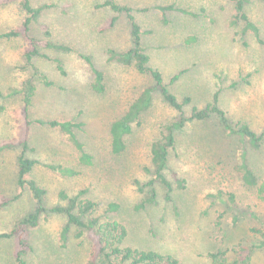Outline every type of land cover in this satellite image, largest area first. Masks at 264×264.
I'll return each mask as SVG.
<instances>
[{
	"label": "rangeland",
	"instance_id": "1",
	"mask_svg": "<svg viewBox=\"0 0 264 264\" xmlns=\"http://www.w3.org/2000/svg\"><path fill=\"white\" fill-rule=\"evenodd\" d=\"M103 1L30 0L34 8L42 7L30 24L31 34L45 39V25L52 42L70 48L41 45L40 55L32 59L37 73L52 82L46 86L35 80L29 112L32 123L24 150L36 161L28 178L45 190L44 205H65L61 192L72 196L82 189L84 197L98 203L97 214L102 220L109 216L125 225V245L171 254L181 264H227L248 253L254 264H264V246L258 245L260 236L252 231L257 226L264 232V224H256L226 200L227 193L232 192L238 201L264 216V200L256 196L255 188L244 185L238 169L245 149L248 165L259 180L264 179V140L255 148L245 138L229 136L215 117L187 122L175 131V147L164 170L172 186L168 191L153 177L150 149L162 138L165 126L177 118L178 111L155 89L150 107L126 137V149L118 155L110 152L111 122L153 83L149 74L137 72L132 64L108 58V48L124 51L130 47V23L121 13L112 27L102 30L114 15L109 7L101 6ZM115 1L133 8L149 65L161 71L179 99L191 97V104L183 109L185 116L192 105L205 106L218 90L220 105L233 124H247L258 133L264 129L262 3L245 0V9L259 28V41L251 31L243 32V22L231 23L233 0ZM169 4L193 14L156 8ZM24 17L19 0L0 5V32L18 26ZM24 48L22 37L0 40V142L15 137L22 124V94L10 92L20 89L30 76ZM83 55L104 73L105 91L101 94L91 89L92 73ZM177 73L179 78L171 82ZM38 119L80 123L74 132L93 155L94 164H80L79 152L67 135L58 128L38 124ZM21 150L19 145L0 148V264H15L14 237L1 234L8 233L34 207L30 191L17 183ZM48 164L73 167L77 174L61 175ZM175 176L184 180L183 188L176 185ZM150 180L156 190L153 202L147 201ZM111 202L119 204L118 211H106ZM65 220L61 213L41 214L38 225L29 232L27 264L86 263L91 240L85 234L77 237L74 227L63 244L59 235ZM217 250L225 251L227 262H212L209 253Z\"/></svg>",
	"mask_w": 264,
	"mask_h": 264
},
{
	"label": "trees",
	"instance_id": "2",
	"mask_svg": "<svg viewBox=\"0 0 264 264\" xmlns=\"http://www.w3.org/2000/svg\"><path fill=\"white\" fill-rule=\"evenodd\" d=\"M234 1V14L231 23L236 25L238 22H243V32L249 30L260 41V32L257 24L250 19L246 9L245 0ZM264 5V0H258ZM9 2V0L0 1V5ZM21 8L25 12V17L22 22L9 30L0 32V40H10L16 37H22L25 41L24 57L26 59L25 68L30 70V76L22 82L20 89H13L10 93L22 94V124L15 137L3 140L0 142V148L9 147L11 145L21 146L22 150L17 157L18 170H17V183L22 188H27L30 191L31 197L34 201L33 209L22 217L15 226L8 232L3 233L1 236L14 237V248L12 252L15 264H27L25 255L31 250L29 239L30 229L36 227L39 223L40 216L45 211H53L65 215L66 220L60 231V241L65 244L75 227L77 237L84 234L91 240L92 246L85 264H181L180 261L173 255L168 253H161L152 249H139L132 246L125 245L127 237V229L125 225L115 219L106 217L101 219L97 214L98 203L94 200L84 197L85 190H79L77 194L68 196L66 193L61 192L60 197L65 199V205L53 206L47 208L44 205L45 190L36 184L34 180L28 178L32 170L35 160L26 156L24 150L27 147L30 134V125L32 120L29 117L30 107L32 105L33 96L35 94V80L49 86L52 84L46 77L37 73V68L32 63L35 56L40 55V46L51 47L61 50H70L66 45L52 42L49 37L50 31L45 25L42 26L44 30L43 35L45 39L41 40L31 34L30 24L36 18L42 7L34 8L30 0H19ZM101 6L109 7L114 15L107 23L102 26V30L110 28L116 22L119 14H124L130 23V47L124 51H116L113 48H108V58L116 60L123 65H133L137 72L141 74H149L152 79L153 85L146 87L143 91L135 97L127 106L123 115L115 118L109 127V147L110 152L114 155L121 154L126 149V137L131 133L132 127L135 122L140 118L142 113L147 110L151 105L152 91L157 90L163 100L176 111H178L177 118L170 124L165 126V133L162 138L155 141L151 145L150 156L152 173L154 179L163 184L168 191L172 189L171 183L167 180L164 170L168 165L169 153L175 147V131L184 128L187 122L191 121H207L211 117L218 120V124L223 132L229 136H239L242 139H247L248 143L258 148L264 140V129L261 132H256L251 129L247 124H233L227 115L226 110L220 105V91L216 90L211 100L203 107L192 105L188 116L184 115L183 109L186 105H190L192 99L186 95L179 99L170 89L169 85L164 81L162 73L157 68L149 65V55L142 47V31L133 14V8L119 4L115 0H104ZM160 11L175 10L184 14H193L191 11L175 7L173 4L158 5L156 6ZM193 40L194 38H190ZM189 41V40H188ZM90 72L92 73L91 89L95 93H103L105 91L104 73L99 68L95 67L92 59L83 55ZM59 70H63L61 64L58 65ZM63 72V71H62ZM179 78V74L171 77V82ZM0 95L2 93L0 92ZM36 122L40 125L49 128H58L63 131L75 149L79 152L78 162L82 165H93V155L86 149L84 144L76 137L74 132L75 128L81 127L78 122L70 120L58 119H38ZM243 149L241 151V160L239 162V173L241 179L247 187L255 188L256 196L264 200V179L259 180L254 170L248 165L246 153ZM48 168L58 172L61 175L72 176L77 174V170L70 166L48 164ZM175 183L178 187H184V180L175 176ZM149 186L147 192V201L153 202L156 198V190L153 187V180L147 183ZM226 200L231 204V207L240 212L247 214L253 219L256 224H264V216H260L251 205L242 203L237 200L236 195L232 192L227 193ZM141 203L139 206H141ZM3 202L0 201V208ZM138 206V207H139ZM119 210V204L111 202L107 206V212H115ZM261 225V224H259ZM252 231L260 236L258 241L259 246H264V232L261 228L254 226ZM209 257L213 263H225L228 261L224 250H217L210 252ZM227 264H254L251 255L248 253L243 257L235 259Z\"/></svg>",
	"mask_w": 264,
	"mask_h": 264
}]
</instances>
